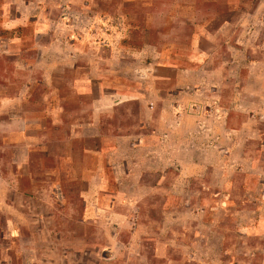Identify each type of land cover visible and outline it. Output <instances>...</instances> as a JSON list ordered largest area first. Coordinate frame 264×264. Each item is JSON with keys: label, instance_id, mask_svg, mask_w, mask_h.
<instances>
[{"label": "crops", "instance_id": "crops-1", "mask_svg": "<svg viewBox=\"0 0 264 264\" xmlns=\"http://www.w3.org/2000/svg\"><path fill=\"white\" fill-rule=\"evenodd\" d=\"M75 6L85 11L84 0H0V33L10 35L0 36V46L10 63L26 64L21 33L32 30L33 64L50 65L45 78L53 82L54 73L65 66L77 72L72 88L88 99V106L71 109L58 87L47 99L54 102L53 127H62L64 116L77 112L81 117L68 123L74 136L98 144L85 150L94 158L93 167L85 168L88 207L106 211L112 220H145L142 236L149 235L154 220H184L187 209L198 211L199 220H216L220 211L234 220L235 210H241L242 220L260 230L248 235L258 238L260 246L246 255L264 256V129L259 126L264 121V70L242 76L245 87L226 92L215 81L228 79L227 63L212 68L209 62L162 63L149 43L125 45L129 28L121 19L110 23L98 12L97 25L80 26ZM114 15L126 16L122 8ZM117 80L130 85L122 88ZM160 82L170 86L166 94ZM139 83L145 87L139 89ZM25 96L22 90L6 99L0 111H14ZM125 103L134 122L116 116ZM250 112L259 115L236 123L231 119ZM27 123L16 115L1 121L0 131L25 143ZM110 127L118 131L110 133ZM163 249L156 255L166 256Z\"/></svg>", "mask_w": 264, "mask_h": 264}, {"label": "rangeland", "instance_id": "rangeland-1", "mask_svg": "<svg viewBox=\"0 0 264 264\" xmlns=\"http://www.w3.org/2000/svg\"><path fill=\"white\" fill-rule=\"evenodd\" d=\"M84 1V12L72 7L78 25H97L98 12L110 23L121 19L129 28L125 45L140 48L149 43L162 63L186 67L209 62L211 68L227 63L228 79L215 81L226 92L245 87L242 76L264 70V0ZM120 8L126 16L114 15ZM0 36L10 37L3 32ZM21 37L26 40V64L10 63L0 46V107L22 90L26 94L19 108L0 111V120L21 115L28 121L25 143L0 131V264H264L263 255H246L260 246L258 238L248 235L260 230L242 220L241 210H235L234 220L222 211L216 220H199L198 211L187 209L184 220H154L149 235L142 236L145 220H112L106 211L88 207L85 168L93 167L94 158L85 150H95L98 144L74 136L68 123L81 117L77 112L67 113L62 127H53L54 102L47 96L58 87L75 111L90 102L74 94L77 72L67 66L54 73L53 82L45 78L50 65L33 64V31ZM160 88L166 94L170 86L160 82ZM127 109L122 104L116 116L134 122ZM239 114L243 116L231 118L234 123L259 115ZM259 126L264 129V121ZM103 200L100 197V203ZM158 248L167 255H156Z\"/></svg>", "mask_w": 264, "mask_h": 264}]
</instances>
